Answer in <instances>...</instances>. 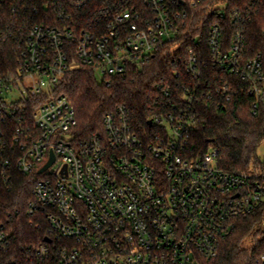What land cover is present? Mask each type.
Returning <instances> with one entry per match:
<instances>
[{
    "label": "built area",
    "instance_id": "2783aa9c",
    "mask_svg": "<svg viewBox=\"0 0 264 264\" xmlns=\"http://www.w3.org/2000/svg\"><path fill=\"white\" fill-rule=\"evenodd\" d=\"M88 18L63 15L54 25L28 29L16 74L0 78V188L18 173L33 180L28 213L44 220L43 241L27 264H207L241 220L264 206L262 166L242 174L218 165V151L193 144L199 109L221 108L237 96L221 73L249 84L257 114L264 93L259 58L244 61L243 35L227 42L220 22L241 24L221 0H44ZM203 6L208 51L196 41L182 55L190 8ZM170 47L175 86L156 85L146 126L126 105L103 122L100 135L78 136L72 101L58 93L62 78L88 67L108 86L134 65ZM208 63L210 64L208 66ZM208 66V67H207ZM46 100L39 103V98ZM151 123V124H149ZM46 171L40 173L51 161ZM10 237L0 231V264ZM264 264V256L261 258ZM10 261L8 264H15Z\"/></svg>",
    "mask_w": 264,
    "mask_h": 264
},
{
    "label": "trees",
    "instance_id": "16d2710c",
    "mask_svg": "<svg viewBox=\"0 0 264 264\" xmlns=\"http://www.w3.org/2000/svg\"><path fill=\"white\" fill-rule=\"evenodd\" d=\"M221 1L227 2L228 9L237 11L242 17L240 25L230 20L220 22L227 42L234 41L236 28L240 26L243 59L259 58L264 74V0ZM44 3V0H0V78L7 79L16 74L30 27L62 24L63 15L76 14L85 20L89 15L87 8L80 12L68 5L47 9ZM188 12V36L181 53L183 55L198 41L205 49L206 58L210 26L219 22L210 17L203 6L190 8ZM176 57L170 47L163 48L150 62L134 65L126 76L112 77L110 86L101 82L88 67L67 73L61 80L58 93L67 96L76 108L78 136L86 140L100 135L106 115L118 105H126L133 121L146 126L153 107L149 97L155 95L154 87L163 81L175 86L182 79L172 71ZM221 77L235 84L237 96L221 108L199 109L200 123L192 142L201 154L214 147L218 151V165L226 172L242 174L261 168L259 150L264 146V93L255 114L252 105L256 99L246 93L249 84L223 73ZM45 100L41 97L38 101ZM32 201V177L17 173L9 187L0 188V231L10 237L6 264L10 261L27 264L24 261L28 250L32 252L43 241L47 223L29 215ZM262 256L264 206L239 222L236 232L222 244L219 255L207 264H262Z\"/></svg>",
    "mask_w": 264,
    "mask_h": 264
},
{
    "label": "water",
    "instance_id": "95a60500",
    "mask_svg": "<svg viewBox=\"0 0 264 264\" xmlns=\"http://www.w3.org/2000/svg\"><path fill=\"white\" fill-rule=\"evenodd\" d=\"M151 124V123H149ZM55 161V158H54V155H52V159L51 161L43 168V170L40 172V173H43L44 171H46L49 167H51V165L54 163Z\"/></svg>",
    "mask_w": 264,
    "mask_h": 264
},
{
    "label": "rangeland",
    "instance_id": "374dc122",
    "mask_svg": "<svg viewBox=\"0 0 264 264\" xmlns=\"http://www.w3.org/2000/svg\"><path fill=\"white\" fill-rule=\"evenodd\" d=\"M213 149H214V147H211L210 151L213 152ZM259 156L261 158H264V146H262V148L259 150Z\"/></svg>",
    "mask_w": 264,
    "mask_h": 264
}]
</instances>
